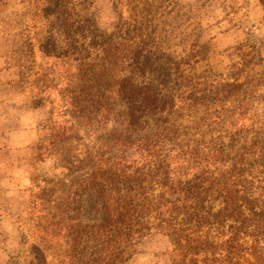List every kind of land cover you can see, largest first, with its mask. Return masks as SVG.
<instances>
[{
    "label": "rangeland",
    "instance_id": "1",
    "mask_svg": "<svg viewBox=\"0 0 264 264\" xmlns=\"http://www.w3.org/2000/svg\"><path fill=\"white\" fill-rule=\"evenodd\" d=\"M3 92L39 137L21 193L0 194V264H61L70 251L88 263L78 243L104 218L112 163L136 176L139 205L161 193L165 158L185 185L239 175L244 206L264 209V158L243 154L264 147V0H0ZM211 224L197 252L147 228L119 264H264L230 262V234ZM79 225L88 236L73 242Z\"/></svg>",
    "mask_w": 264,
    "mask_h": 264
},
{
    "label": "trees",
    "instance_id": "2",
    "mask_svg": "<svg viewBox=\"0 0 264 264\" xmlns=\"http://www.w3.org/2000/svg\"><path fill=\"white\" fill-rule=\"evenodd\" d=\"M144 151L154 156L156 161L163 154L157 145H146ZM216 153L217 150L209 152V158L218 157L219 153ZM259 153L264 158V147L252 146L246 148L243 154L251 156ZM144 156L145 159L148 157ZM163 162L165 158L159 161L156 181L162 188L161 193L155 198L156 201L145 197L147 200L140 205L136 203L138 196L133 195V190L128 187L129 183L135 182L136 176L128 167L112 163L104 199L106 209L103 220L91 226L88 232L90 236L79 225L75 238L73 237V242L83 238L84 234L89 237L88 245H84L82 240L78 243V247L82 245L84 250H91L88 253V263L83 254L77 256L70 251L61 264H119L124 258L131 256L136 234L147 228L167 233L175 243L185 246L186 252H197L200 247L206 248L209 243L198 230L211 223L220 234H230L223 243L221 252L228 259L230 257V262L236 255L244 252L255 261L264 263V209L261 213L255 207L244 206L243 202L246 204L251 196L250 193L240 194V176L215 177L211 181L212 190L203 187L200 181L182 184L179 179L170 176V165H163ZM232 168H241L240 162ZM174 195H178L174 200L168 198ZM210 198L214 201L221 199L223 206L216 211L211 206L207 207ZM181 214L185 216L183 223L177 221ZM151 216L155 218L153 224L149 220ZM248 238L251 239L250 242Z\"/></svg>",
    "mask_w": 264,
    "mask_h": 264
},
{
    "label": "crops",
    "instance_id": "3",
    "mask_svg": "<svg viewBox=\"0 0 264 264\" xmlns=\"http://www.w3.org/2000/svg\"><path fill=\"white\" fill-rule=\"evenodd\" d=\"M17 111L15 94L0 93V194L21 193V170L31 162L39 137L32 113L19 114L17 123Z\"/></svg>",
    "mask_w": 264,
    "mask_h": 264
}]
</instances>
